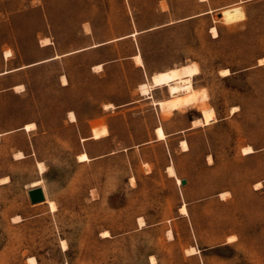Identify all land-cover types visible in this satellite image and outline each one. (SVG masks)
I'll use <instances>...</instances> for the list:
<instances>
[{
	"label": "rangeland",
	"instance_id": "rangeland-1",
	"mask_svg": "<svg viewBox=\"0 0 264 264\" xmlns=\"http://www.w3.org/2000/svg\"><path fill=\"white\" fill-rule=\"evenodd\" d=\"M262 57L264 0H0V264H264ZM192 62L205 105L167 112L168 87L141 94ZM203 106L216 120L175 134ZM95 125L109 134L92 138ZM36 181L46 201L33 205Z\"/></svg>",
	"mask_w": 264,
	"mask_h": 264
},
{
	"label": "bare ground",
	"instance_id": "bare-ground-1",
	"mask_svg": "<svg viewBox=\"0 0 264 264\" xmlns=\"http://www.w3.org/2000/svg\"><path fill=\"white\" fill-rule=\"evenodd\" d=\"M212 32L214 33V36L218 35V30L216 27L212 28ZM137 33H138V31L132 33L131 35L136 36ZM50 43L51 42L49 41L48 37L43 38L41 40V45H43V46H47ZM11 55H12L11 50L5 51V57L6 58L10 57ZM60 56L61 55H56L55 58H58ZM133 59L135 60V63H137V64H140V65L144 64L143 60H142V56L140 53L134 55ZM259 60H260L259 61L260 65H263L264 64V57H262ZM94 67L97 70H102L103 65L97 64ZM4 73H6V72H4ZM199 73H200L199 65L196 62H192L189 65H183L181 67H176L174 69H170V70H167L164 72H158V73H156V75H154L151 78V82H149V81L143 82L139 85V88H140L141 94L150 95L151 90L158 87V86L168 87L169 98L158 100L157 104L160 105L161 110L167 111V112H173L175 110L190 107L194 104H198V103L204 104L209 99L207 97V93L204 89H197L193 85V79L192 78H193V76H195ZM230 73L231 72L228 68L222 69L220 71V74L222 76H227ZM62 81H63V84H68V79L65 75L62 76ZM23 88H24V86L22 84L15 86V89H17V90L23 89ZM113 107H114V105L112 103L105 105L106 109H110ZM236 110H237V107H234L232 112H234ZM201 113H202V117H198V118L193 119L192 127L197 126V125H209L211 122L216 120V114L214 112L213 107L207 108V107L203 106ZM68 116H69L70 121H76V114L74 113V111H70L68 113ZM35 127H36V124L33 122L27 123L24 126V128L26 130H32V129H35ZM92 133H93L92 138L99 139L101 137L108 135L109 129H108L107 125H95L92 128ZM155 133L157 134L158 139H165L167 137V134H165L162 126H158L155 130ZM83 140H85V138H83ZM180 144H181L182 150L186 151L189 149V146H188V143L186 140H182ZM254 151H255V149H253L250 145L243 148V154L244 155H247V154L252 153ZM16 156H17V158H22V157H24V154L22 152H18V153H16ZM209 158L211 160L212 157L209 156ZM78 160L79 161H87V160H90V158L86 152H83V153L78 155ZM39 169H40L41 173H45L46 168H45L43 162H39ZM167 171L171 177H177L176 169H174V167L172 165H169L167 167ZM7 181H8L7 177L2 178V183H6ZM177 181H178V183H180L179 177H177ZM40 182L41 181H36L32 185L33 186L38 185V184H40ZM255 185H256L257 189H259L262 186L260 182L256 183ZM228 193L229 192H223L221 195L223 198H225L228 195ZM49 205L53 210L56 208V204L53 201H50ZM181 212L183 214H188V209H187L186 205H183L181 207ZM140 223L144 224L142 220H140ZM170 234H172L171 231H170ZM104 235L108 236L109 235L108 231H105ZM228 239H229V242L234 241L235 235H231ZM63 242H65V241H63ZM64 246H66V244H64ZM188 252H189L188 254H194V253H196V250L194 248H191V249L189 248ZM27 261L29 264H38V261L34 256L28 257Z\"/></svg>",
	"mask_w": 264,
	"mask_h": 264
},
{
	"label": "water",
	"instance_id": "water-1",
	"mask_svg": "<svg viewBox=\"0 0 264 264\" xmlns=\"http://www.w3.org/2000/svg\"><path fill=\"white\" fill-rule=\"evenodd\" d=\"M208 11H210V10H208ZM208 13H210V12H208ZM208 13H206V14H208ZM218 16L220 18H222L223 12H220L218 14ZM141 32H143V31H141ZM100 45H102V44H100ZM18 69H21V68H18ZM18 69H15V70H18ZM12 71H14V70L5 71L6 73H2V74H7V73L12 72ZM186 183H187L186 179H181L182 185H184ZM27 192H28V197H29L30 203L33 205L46 201L45 191H44L42 186L32 187Z\"/></svg>",
	"mask_w": 264,
	"mask_h": 264
},
{
	"label": "trees",
	"instance_id": "trees-1",
	"mask_svg": "<svg viewBox=\"0 0 264 264\" xmlns=\"http://www.w3.org/2000/svg\"><path fill=\"white\" fill-rule=\"evenodd\" d=\"M138 32H139V33H137V35H139V34L142 33L141 31H138ZM133 33H134V32H133ZM137 35H136V36H137ZM102 45H103V44H102ZM102 45L95 46V48L100 47V46H102ZM72 54H74V53H70V54H61V57H60V58L67 57V56H71ZM52 58H53V60L57 59V58H55V56L52 57ZM248 67H249V66H248ZM258 67H260V66H258ZM258 67H257V68H258ZM243 70H244V69L237 70V71H239V72H243ZM231 71H232L231 74H234V72H235L236 70H233V69H232ZM239 72H238V73H239ZM4 91H5V89H1V90H0V92H4ZM76 114H77V113H76ZM92 118H93L92 116L89 117V119H92ZM188 144H189V142H188ZM208 248H209V247H207V246H206V247H201V250L208 249Z\"/></svg>",
	"mask_w": 264,
	"mask_h": 264
},
{
	"label": "crops",
	"instance_id": "crops-1",
	"mask_svg": "<svg viewBox=\"0 0 264 264\" xmlns=\"http://www.w3.org/2000/svg\"><path fill=\"white\" fill-rule=\"evenodd\" d=\"M155 105H156V103H155ZM157 106V105H156ZM115 107V106H114ZM192 122H193V120L190 122V125H188L186 128H183V129H179V130H177V131H175V134H180L181 132H183V131H185V130H189V129H193L192 128ZM158 127V126H157ZM156 127V128H157ZM156 128L154 129V134L156 135V137H157V134L155 133V130H156ZM162 128H163V126H162ZM163 130H164V128H163ZM164 132H165V130H164ZM165 134H167V133H165ZM175 134H172V135H175ZM169 135L167 134V137H168ZM157 140H160V139H157L156 138V141ZM163 140H167V138H165V139H163ZM180 142H181V140H180ZM181 145V144H180ZM189 150V149H188ZM184 151V150H183ZM187 151V150H186ZM172 165V164H171ZM169 165H167L166 166V172H167V174H168V171H167V167H168ZM173 166V165H172ZM175 169V168H174ZM168 176L169 177H171L169 174H168ZM172 178H174V177H172Z\"/></svg>",
	"mask_w": 264,
	"mask_h": 264
}]
</instances>
